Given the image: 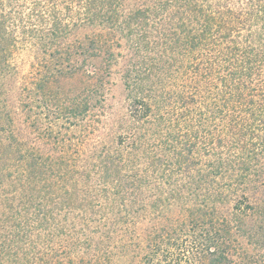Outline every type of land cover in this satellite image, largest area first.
Returning a JSON list of instances; mask_svg holds the SVG:
<instances>
[{"label":"trees","instance_id":"1","mask_svg":"<svg viewBox=\"0 0 264 264\" xmlns=\"http://www.w3.org/2000/svg\"><path fill=\"white\" fill-rule=\"evenodd\" d=\"M124 1L0 0V74L30 46L71 72L66 41L83 22L116 30L132 55L125 127L106 137L70 98L56 117L68 125L39 135L52 156L0 108L6 201L5 179L18 181L0 204V264H264V196L248 197L264 192V0H138L123 13ZM99 36L75 48L95 58Z\"/></svg>","mask_w":264,"mask_h":264},{"label":"rangeland","instance_id":"2","mask_svg":"<svg viewBox=\"0 0 264 264\" xmlns=\"http://www.w3.org/2000/svg\"><path fill=\"white\" fill-rule=\"evenodd\" d=\"M141 2L125 0L121 10L125 13L128 7L133 8ZM95 34L100 35L99 48L94 51L95 58L83 57L81 50L75 47L78 43L86 47L87 38ZM69 41L73 42L75 47L72 49L77 52L72 61L75 65L74 70L71 72L52 71V60H49L48 56L43 57L37 48L30 46L27 50L20 48L13 50L9 61L10 72L6 71L5 75L0 74L2 82L0 108H5L9 118H12V123L9 125L11 133L23 142H39L40 146L45 149L44 152L52 156L54 152L47 149L53 144L44 145L46 140L41 139L40 136H43L48 126L55 125L56 127L52 130L56 132L59 126L68 125L63 117L62 119H59L61 117L56 119V117L59 112H66L65 108L69 105L70 98H79V102L83 100L82 103L87 104L86 122L91 128L98 126L102 138L106 137L105 132L114 133L119 131V128L125 127L127 102L123 75L132 56L126 40L116 30L103 29L97 24L83 22L79 23L66 42L69 43ZM63 68H66L65 65ZM98 89L100 95L97 94ZM173 107L177 106L174 104ZM6 124V121L2 120L0 127ZM35 126L39 128L38 131L34 130ZM95 133L90 135L91 138H85L89 146L93 145ZM3 134L0 136V142L7 133ZM64 134L69 139L67 144L78 141L77 129L72 127ZM113 145L116 146V144ZM89 146H84L86 149L84 154L93 150L92 147L88 149ZM68 152L66 150V153L72 154L71 151L68 150ZM12 156L14 157V154ZM14 166L9 167L6 172L13 174ZM5 184L8 186L4 188L7 190L6 196L9 201H6L4 197L2 184L0 185V204L7 210L11 198L9 192L18 186V181L11 176L5 179ZM263 194L264 192L260 190L257 193H248V197L250 202L259 203ZM12 203L13 207L18 204L16 200ZM1 213L0 209V215ZM150 222L148 218L139 219L140 237L143 236L144 229L150 226Z\"/></svg>","mask_w":264,"mask_h":264}]
</instances>
